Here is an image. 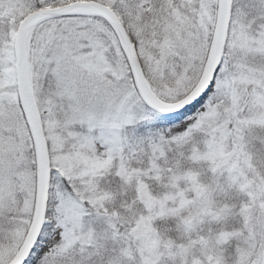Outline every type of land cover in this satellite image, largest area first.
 Masks as SVG:
<instances>
[{"label": "snow or ice", "instance_id": "6c2138e0", "mask_svg": "<svg viewBox=\"0 0 264 264\" xmlns=\"http://www.w3.org/2000/svg\"><path fill=\"white\" fill-rule=\"evenodd\" d=\"M0 264H264V0H0Z\"/></svg>", "mask_w": 264, "mask_h": 264}]
</instances>
